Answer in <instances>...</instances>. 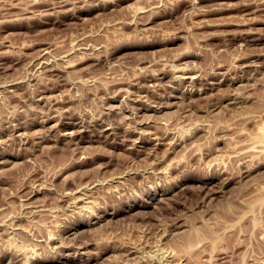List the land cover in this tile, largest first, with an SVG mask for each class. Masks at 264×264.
<instances>
[{"label": "rangeland", "instance_id": "1", "mask_svg": "<svg viewBox=\"0 0 264 264\" xmlns=\"http://www.w3.org/2000/svg\"><path fill=\"white\" fill-rule=\"evenodd\" d=\"M0 264H264V0H0Z\"/></svg>", "mask_w": 264, "mask_h": 264}, {"label": "bare ground", "instance_id": "2", "mask_svg": "<svg viewBox=\"0 0 264 264\" xmlns=\"http://www.w3.org/2000/svg\"><path fill=\"white\" fill-rule=\"evenodd\" d=\"M195 75V74H194Z\"/></svg>", "mask_w": 264, "mask_h": 264}]
</instances>
